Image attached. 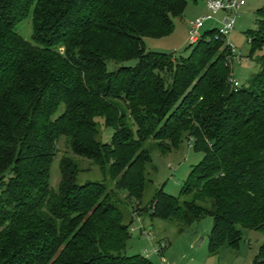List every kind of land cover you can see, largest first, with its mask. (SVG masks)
<instances>
[{
  "label": "trees",
  "instance_id": "1",
  "mask_svg": "<svg viewBox=\"0 0 264 264\" xmlns=\"http://www.w3.org/2000/svg\"><path fill=\"white\" fill-rule=\"evenodd\" d=\"M186 5L0 0V264H151L122 254L136 211L178 234L210 217L213 253L237 248V227L264 233V8L247 33L258 71L234 89L213 29L181 61L146 51L143 38L170 36ZM30 13L27 41L16 27ZM185 139L201 161L179 196L159 189L143 206L145 143L167 154ZM82 161L102 180L78 183ZM252 264H264V243Z\"/></svg>",
  "mask_w": 264,
  "mask_h": 264
},
{
  "label": "rangeland",
  "instance_id": "2",
  "mask_svg": "<svg viewBox=\"0 0 264 264\" xmlns=\"http://www.w3.org/2000/svg\"><path fill=\"white\" fill-rule=\"evenodd\" d=\"M186 1L187 5L182 16L174 20V31L170 36L162 39L143 38L146 51L172 54L178 61L186 59L189 54L186 49L190 45L188 43V25L207 14L204 0ZM262 8H264V0H245V6L240 10L234 29L228 37V41L235 47L237 53L246 59H249L250 56L247 33L256 29L255 13ZM219 16L216 15V18ZM214 26L215 22H205L201 33ZM16 29L24 40H31V13L17 24ZM255 57L256 54L248 63L240 65L235 62L231 63L232 78L240 86L244 85L251 75L258 71L254 61ZM136 62V60H131L123 65L134 66ZM112 67V63H109L108 68ZM97 122L103 131V140L109 142L112 132L105 129L102 120L98 119ZM57 147L58 158L54 159L50 170V184L53 189H56L60 178L59 160L63 153L69 152L64 140H61ZM144 147L148 150L151 160L146 167V185L142 205L146 206L150 203L154 193L159 189L171 196H179L180 189L191 167L201 161L202 153L195 152L192 149V142L186 139L176 150L167 154H162L155 147L153 141L146 142ZM79 166L84 170L91 169L87 161H82ZM89 170L80 173L77 178L78 183L102 180V175L97 168L93 167ZM211 228L212 219L205 217L193 223L184 233L178 234L175 224L151 220L144 212L136 211L129 226L130 238L126 242L122 254L142 256L148 259L151 264H160V259L165 264H252L259 248L264 243V233L237 227L241 231V240L237 248L222 246L213 253L208 249ZM161 243L165 248L158 256L154 254L153 249L158 248Z\"/></svg>",
  "mask_w": 264,
  "mask_h": 264
},
{
  "label": "built area",
  "instance_id": "3",
  "mask_svg": "<svg viewBox=\"0 0 264 264\" xmlns=\"http://www.w3.org/2000/svg\"><path fill=\"white\" fill-rule=\"evenodd\" d=\"M205 7L207 9V14L195 21L189 23L188 25V43L193 45L197 43L201 38V29L205 22H215L213 30L214 41L222 40L224 46L228 48L229 55L227 56V62L231 64L235 62L240 65L242 63L250 62L238 54L235 47L228 41V37L234 29L236 18L240 10L245 6V0H204ZM216 15H220L216 18ZM232 88L238 89L240 87L239 83L235 81L232 77L229 80ZM165 248L164 244L161 243L158 248H154V254L160 255L161 250ZM160 264H165L160 259Z\"/></svg>",
  "mask_w": 264,
  "mask_h": 264
},
{
  "label": "crops",
  "instance_id": "4",
  "mask_svg": "<svg viewBox=\"0 0 264 264\" xmlns=\"http://www.w3.org/2000/svg\"><path fill=\"white\" fill-rule=\"evenodd\" d=\"M205 9H206V7H205ZM206 11H207V9H206ZM211 23V22H210ZM210 29V28H209ZM213 29V27L210 29V30H212Z\"/></svg>",
  "mask_w": 264,
  "mask_h": 264
}]
</instances>
